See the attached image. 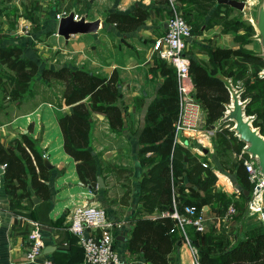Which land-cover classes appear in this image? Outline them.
<instances>
[{
	"label": "crops",
	"instance_id": "obj_1",
	"mask_svg": "<svg viewBox=\"0 0 264 264\" xmlns=\"http://www.w3.org/2000/svg\"><path fill=\"white\" fill-rule=\"evenodd\" d=\"M179 1L185 13L193 11L189 13V16L196 24V0ZM218 3H215L214 7H217ZM59 6H63L61 0H0V44L24 45L25 53L38 60L42 67L45 62L43 56L50 55L55 56L57 62L55 64L51 62L52 65L50 63L49 66L57 67L67 64L107 75L116 70L121 86L119 102L126 108L124 117L127 115L134 120V125L140 124L141 131L146 123L149 104L155 98L163 80L161 75H154L150 67L154 63V56L158 55L153 47L154 42L166 32L167 18L172 13L170 3L167 0H74L71 10L74 9L80 15H85L89 20L101 18V22L96 31L73 33L68 39L56 33L59 32L56 12L63 9H58ZM136 10H142L147 15L144 21L133 29H120L115 22L107 19L111 12L133 13ZM214 10L215 8H212L204 14L205 22L201 24L199 30L193 32V36L189 39L188 50L190 48L193 50V56L208 57L200 53L202 45L203 47H238L240 45V41H236L235 31L224 29L220 16L223 12L215 14ZM21 17L29 19L32 25L28 35L20 34L21 32L17 29ZM136 96H142L140 106L135 103ZM46 102L53 105L54 110L48 112V115L54 111L57 122L60 116L72 109L71 105H65L62 102L59 106L51 101ZM29 112L31 117L29 122L36 121L40 113ZM59 130L61 132L59 146H46V144L36 146L53 164L52 167H48L49 198L44 199L38 195L31 184L28 185L29 195L14 197L6 187L4 171L0 172V264H40V259L27 258L31 224L28 219H20L19 215L37 219L43 223L45 250H48L44 252L45 257L54 259L56 264H84V248L69 228V216L74 206L92 202L96 191L91 182H84L81 179L76 159L64 149L60 126ZM110 130L116 129L111 127L106 114L93 112L89 148L97 156V174L105 176H103L105 184H107V172L103 171V168L108 167V163L114 167V157L119 153V148L103 146L104 144L100 142V137L105 132L109 133ZM199 132L198 129L188 130L183 135V140L187 144H193ZM17 136L8 125L0 126V140L5 145L10 144ZM30 137L33 136L30 135ZM104 143L106 145V142ZM143 175L145 172L142 171V166L140 165V168L137 166L132 182H129L128 196L123 192L122 198H119L116 204L105 207L109 219L116 227V245L123 260L122 264H150L142 254H134L129 249V238L136 219L139 216L156 215V211L146 209L141 200L140 182ZM111 176L114 177L112 174ZM186 176V174L180 176L183 178L181 181L184 185H187ZM125 195L126 198H124ZM205 205L210 210V206ZM188 229L189 235L195 238L192 242L199 251V256L201 247L211 251L213 242L207 245L204 233H197L189 226ZM213 229L216 228L213 227ZM174 236L176 241L168 255L169 264H195V253L190 244L182 238L181 232L177 231ZM236 239L237 234L233 232L229 240L234 242Z\"/></svg>",
	"mask_w": 264,
	"mask_h": 264
},
{
	"label": "trees",
	"instance_id": "obj_2",
	"mask_svg": "<svg viewBox=\"0 0 264 264\" xmlns=\"http://www.w3.org/2000/svg\"><path fill=\"white\" fill-rule=\"evenodd\" d=\"M224 4L227 3L220 2L217 7ZM146 15V12L142 10H136L133 13L111 12L107 19L115 22L120 29L129 30L141 24ZM185 16L192 24L194 32L192 17L187 16L186 13ZM236 40L241 43V37L236 36ZM209 52L214 64L210 67L192 58L190 73H192L196 96L208 107L210 118L216 120L224 115L227 104L231 101L232 91L224 75L230 76L232 80L241 81L237 73L245 69L244 66H240V70L236 72L234 71L236 67L226 62L230 59L238 60L245 52L242 51L244 53L242 54L239 46H209ZM150 70L154 75L163 77L155 98L149 104L146 123L138 138L141 154H146L148 151L157 153L152 158L153 163L150 167L148 166L146 173L148 176L145 174L146 177L143 176L144 179H142L144 187L141 200L144 207L151 211L156 207L160 210L170 207L172 192L174 188L176 189V181H178L176 173L181 176L182 172L178 165L179 161L175 160L173 153L178 147V142L175 141L174 125L180 104L177 72L175 67L159 54L154 56V63ZM38 74L49 83L56 80L63 82L62 103L72 107L70 112L58 118L63 134V146L66 152L76 159L81 179L96 186L98 159L89 148L93 112L106 114L114 129L124 126L126 108L119 102L121 86L117 71L113 70L110 75H107L67 64L42 67L38 60L25 53L24 45L0 44V104L4 101L22 99L30 89L33 78ZM247 80V87L244 93L242 92L243 99H247L246 113H256L258 119H264V75H260L257 71L249 74ZM141 101L142 96L135 97L137 106L141 105ZM60 144L61 134L59 133L57 145ZM146 160L147 158H143L144 164H147ZM2 163H7L3 170L5 184L14 197L29 195V184L42 198L50 197V187L47 182L50 176L49 168L45 164L43 153L38 150L30 135L22 133V138H15L8 145L0 140V164ZM201 165L193 166V169L200 168ZM237 175L240 184L252 190L253 186L247 177L243 161L237 166ZM222 177L226 179L225 175ZM154 178L155 184L149 185ZM176 190L180 206L188 203L202 206L206 204L202 199L205 198L208 201L211 197L207 195L203 198L199 185L187 186L181 179ZM240 193L248 200L249 197L243 191ZM230 199L223 204L221 214L227 210L231 201L238 206L235 199L231 201ZM174 223L171 217L161 214L154 217L139 216L129 238L130 251L134 254H142L150 264H169L168 255L175 246L174 235L177 233V231L169 232V229ZM190 227L195 230L193 226L190 225ZM208 231L195 230L197 233L205 234L207 245L215 243L211 232ZM236 234L237 239L234 242H230L229 238H224L220 242L216 241L223 248L218 254L201 247V264H264V225H247L246 228H239ZM191 239L195 240L194 237Z\"/></svg>",
	"mask_w": 264,
	"mask_h": 264
},
{
	"label": "rangeland",
	"instance_id": "obj_3",
	"mask_svg": "<svg viewBox=\"0 0 264 264\" xmlns=\"http://www.w3.org/2000/svg\"><path fill=\"white\" fill-rule=\"evenodd\" d=\"M73 1L74 0H69L67 3V0H61L63 6H59L58 9L65 8L71 10ZM245 1L247 2L246 6L243 9H240L229 4H224L216 8L214 7V4L218 3V0H196V24H194L195 31L199 30L201 24L205 22L204 14L208 10L210 11V9L215 8V14L223 12L220 16L224 29L234 30L235 34H237L236 36L239 38L241 37V43H239L240 52L242 53V51H244L245 54L242 53L244 54L243 57L238 58V60L233 61L230 59L226 63L233 64L236 67V70H234L236 72L240 70V66L245 67L242 72L237 73L241 82L242 80L243 82H239L240 86L238 87L236 86V82L239 80H232L230 76L226 75H224V77L227 80L231 91L237 93L240 99L243 100L244 110L247 99H243L242 95L247 87L248 75L257 71L260 75H264V47L257 26L258 7L262 0ZM190 12L193 11L191 10L189 13ZM189 13H186V15L189 16ZM208 23H211L210 19L208 20ZM201 48L202 50H200V53L206 54L208 56L207 58H202L199 55L193 56V50H191V48L187 50L190 56L189 64L191 68L192 58H195V60L203 62L210 67L214 64V61L210 59L209 47H203L202 45ZM242 54L239 55L242 56ZM43 57H45L44 65H48L51 62H54L53 64H55L57 62L55 56L49 55ZM253 80H255V76H253ZM63 88L62 81L56 80L49 83L38 74L33 78L30 89L22 99L4 101L0 104V126L8 125L9 129H12L15 131L16 135H18L17 138H22V133H27L28 135L33 136L32 138L36 146H41L42 144H46V146H59L57 145V140L58 134H61V132L58 126L57 116L54 114V111L48 115V112L54 110V107L51 103L46 101H51L53 104L59 106L62 102L61 96ZM200 101L202 103L201 113L203 120L199 125V136L196 137L193 144H187L183 140V135L186 133H182L180 139L177 141L178 147L173 153L175 155V160L179 161L178 165L181 168V174L187 175V186L199 185L203 198L204 196L211 195L208 201H206L205 198L202 199V201L210 206L208 212L211 217L208 221L207 231L209 230L208 232H211L212 237L214 238L213 241L215 242L212 245L213 247H211V251L218 254L223 248H221L220 244L216 241L220 242L224 238H229L233 232L236 234L241 227L246 228L247 225L255 224L262 225L263 222H261L256 214L250 212L247 205V198L241 195V191L238 190L236 186V183H240L237 175V166L242 161L241 154L244 151L246 142L241 139L240 135L236 132L234 127L235 120L223 119L225 114H227L232 107V96L231 101L227 104V109L224 112V115L216 120L210 118L208 107L203 104L201 99ZM29 111H35L38 114L40 113L36 121L29 122V118H31L28 114ZM245 116L246 118H249L252 125L264 135V119H258L256 113L247 114L246 110ZM124 119L127 121L126 126H122L115 131L110 130L109 133L105 132L104 135L100 137V142L104 144L103 146H114V148H119V153L114 157V167L111 164L108 165V163V167L103 168V171L107 172V184L104 183L103 186L97 184L95 186L96 194L94 195V200L92 202L101 204L106 208L111 205L113 206L114 203L116 204L118 199L122 198L123 192L128 196V192L130 191L129 182H132L131 179L134 173H136V167L138 166V168H140L141 165L142 171L146 174L148 166L150 167L151 163H153L152 158L157 154L152 151H148L146 154H141V145L138 141L140 124L139 126H137V124L134 125V120L127 117V115ZM256 123L258 124L256 125ZM212 125L217 126L215 133L209 132ZM24 129L26 130L24 131ZM226 138L228 139L227 141L225 140ZM104 142H106V145ZM143 158H147L145 161L147 164L143 163ZM202 161L203 165H201ZM103 162L106 163L107 161ZM204 162H207V164L205 165ZM198 164L201 165L200 168L193 169V166ZM111 174L114 176L113 178ZM176 174V179L178 181H176L177 183L175 187L177 189L179 180H182L183 178H180L178 173ZM146 175L143 176L146 177ZM222 175L226 176L225 180ZM101 176L103 177L104 175L102 174ZM143 181L144 180H141L140 182L141 194L144 187ZM155 181L154 178L153 182L151 181L149 185L155 184ZM249 190L251 193V189ZM126 195L124 198H126ZM249 195H247V197H249ZM229 198H231L230 201L235 199L236 202H238L237 206L234 201H231V203L236 204L237 212L229 222H222L219 220L218 216L221 215V211L224 207L223 204H226ZM92 202L90 201L89 203ZM154 210L156 213L160 211L157 207ZM213 214H215V216ZM213 227L216 229H213ZM218 230L220 231L217 232Z\"/></svg>",
	"mask_w": 264,
	"mask_h": 264
},
{
	"label": "built area",
	"instance_id": "obj_4",
	"mask_svg": "<svg viewBox=\"0 0 264 264\" xmlns=\"http://www.w3.org/2000/svg\"><path fill=\"white\" fill-rule=\"evenodd\" d=\"M169 3L172 13L167 18L166 32L155 40L153 47L162 58L175 67L177 72L180 104L174 125L175 141H178L182 133H186L191 129L199 130L203 117L201 113L202 103L195 94V86L190 73V56L187 52L189 37L193 36V26L185 16L179 0H169ZM71 11H74L75 19L81 18L82 15L75 12V10L64 8L56 12L57 20L60 21L62 17L69 15ZM17 29L21 32L20 34L28 35L32 29L29 19L21 17ZM239 82L242 83L241 81L236 82L238 87L240 86ZM216 130L217 126L212 125L209 132L215 133ZM246 147L247 143L244 146L241 159L245 166L247 177L253 186L247 205L250 212L256 214L264 224V173L258 156L247 151ZM204 163L205 165L207 164V162ZM6 164H0L2 169L5 168ZM176 192L177 190L174 188L170 207L158 211L156 215L169 216L174 220L175 223L169 229V232H181L182 238L190 244L195 253V264H201L198 250L189 235L188 226L191 225L195 230L204 232L207 230L211 216L206 205L199 206L198 204L188 203L180 206L177 200L178 192L177 194ZM236 212V204L230 203L227 210L218 217L223 222H229ZM18 217L20 219H28L31 224L26 252L27 258L29 260L40 259V264H56L54 259L45 257V253H43L45 247L43 223L40 220L27 218L22 215ZM69 222L71 232L78 237L80 244L84 248V264L123 263L120 251L116 245V227L109 219L107 209L103 205L97 203L78 204L72 209Z\"/></svg>",
	"mask_w": 264,
	"mask_h": 264
},
{
	"label": "water",
	"instance_id": "obj_5",
	"mask_svg": "<svg viewBox=\"0 0 264 264\" xmlns=\"http://www.w3.org/2000/svg\"><path fill=\"white\" fill-rule=\"evenodd\" d=\"M221 3H227L237 8L243 9L246 6L245 0H218ZM101 18L94 20L86 19L85 15H82L80 19L74 18V11L67 16H64L60 19L58 25V31L61 35L67 39L73 33H86L96 31L100 26ZM257 26L259 33L261 35V41L264 47V0L259 4L258 15H257ZM190 39V37H189ZM233 98L232 107L229 109L227 114L223 117L224 120L234 119L235 120V129L236 132L240 135L247 143L246 150L252 152L254 155H257L259 158L260 166L264 173V135L252 125V122L249 118L245 116L244 103L240 99L239 95L235 92H231ZM127 125V121L124 119V126ZM45 164L48 167H52L53 164L48 157L44 156ZM3 169L0 166V172ZM99 186L104 185V180L101 175H98ZM238 190L243 191L245 194L249 195L250 190L245 188L242 184L236 183ZM47 252L45 247L43 253Z\"/></svg>",
	"mask_w": 264,
	"mask_h": 264
},
{
	"label": "bare ground",
	"instance_id": "obj_6",
	"mask_svg": "<svg viewBox=\"0 0 264 264\" xmlns=\"http://www.w3.org/2000/svg\"><path fill=\"white\" fill-rule=\"evenodd\" d=\"M247 3V2H246Z\"/></svg>",
	"mask_w": 264,
	"mask_h": 264
}]
</instances>
